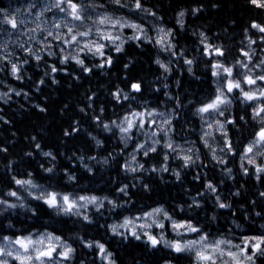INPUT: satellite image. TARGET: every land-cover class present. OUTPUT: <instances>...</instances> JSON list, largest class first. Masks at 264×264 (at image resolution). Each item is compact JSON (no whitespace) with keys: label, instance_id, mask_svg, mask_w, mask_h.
Returning <instances> with one entry per match:
<instances>
[{"label":"trees","instance_id":"obj_1","mask_svg":"<svg viewBox=\"0 0 264 264\" xmlns=\"http://www.w3.org/2000/svg\"><path fill=\"white\" fill-rule=\"evenodd\" d=\"M5 2L0 0V8L5 7ZM93 2L104 4L110 14L136 16L127 13V10L115 8L110 0ZM143 3L162 17L159 21L146 18V27L150 29L156 23L174 29L177 48L183 49L188 58H196L193 74L188 73V66L182 60L177 61L160 52L154 45L141 43L137 46L133 42L125 45L123 53H111L113 67H94L91 74H84L72 63L60 65L57 58L53 57H47L46 62L41 61L39 64L30 60L24 65L23 81L13 78L7 70L0 71V91L5 93L12 89L21 92L20 96H16L13 91L10 96L0 98V148L7 149L6 152L0 151V197L4 192L15 189L12 176L28 178L27 174L31 172L34 182L45 188L107 196L122 204L127 202L125 207L110 211V206L105 202L103 214L91 209L89 214L94 222L86 224L76 217L57 215L21 190L26 208L34 209L36 215L19 208L3 212L0 214V238L4 235L53 232L61 235L76 249L73 264H103L95 251L84 248L77 237L104 243L113 253L116 264H163L166 261L190 264L188 256L177 257L168 249L152 250L141 241H122L112 236L107 226L122 222L125 216L133 217L154 207H163L175 218L192 219L213 236L223 233L235 238L242 234L264 232V228L260 227L264 224V212L262 217L253 215L254 211L264 210V197L259 195L264 191V180L257 182L251 173L243 176L239 167V152L252 134L251 122L245 125L239 120L241 115L248 119L246 105L236 101L226 113V116L231 115L237 121L236 126L227 125L229 137L237 152L236 157H227V165H218L211 159L209 150L199 139L201 121L195 114V108L213 93L215 86L200 56L198 34L204 32L211 43L222 45L226 49L227 59L232 61L238 55V50L247 44L245 29H248L249 36L254 39L257 37L258 34L249 25L252 21L264 23V12L248 5L247 0H143ZM192 8H200L202 11L193 16ZM181 10L186 12L183 29L176 23V16ZM125 35H131V31L125 30ZM259 55L261 53L257 49ZM157 58L166 63L172 61L170 74L159 68L155 63ZM129 61L131 63L126 69L124 65ZM53 63L66 70L55 74L56 83H52V78L45 75V72L50 71L47 65ZM86 63L92 66L97 61L87 57ZM40 79L45 81L43 85L38 83ZM128 81L140 82L143 88V92L137 94V101L133 102L132 108H154L159 112L173 114L176 117L173 119L174 138L197 146L200 159L191 167L182 168V161L172 157L167 162L170 169L181 173L180 181L175 179L171 171H147L151 167L159 169L165 152L162 148L158 149L160 155L150 154L145 158L138 154V162L144 163L146 171L137 173L141 177L139 181L133 179L131 174L122 170L121 165L131 158L135 143L144 139L142 133L137 131L134 140L129 141L125 147L118 130L113 129L112 133H108L93 122V116H99L107 123L119 120L124 115L128 110L126 105L116 104L111 93L118 87L128 91ZM89 96H94V100L89 101ZM177 97L181 104L179 109H176ZM89 104L92 106L88 107ZM40 108L46 110L41 112ZM82 108L83 112L80 111ZM101 108L104 109L102 114ZM73 126L79 127L80 131L64 136V131ZM217 137L220 140L219 135ZM96 140L100 141L99 145ZM36 143L41 145L39 150L35 148ZM28 152L32 156H27ZM44 152H51L56 159L53 161L45 157ZM105 159L108 160L107 164L98 162ZM41 165L44 168L54 166V173L44 172ZM88 167L92 168V173L87 171ZM228 167L232 168L231 179L225 171ZM66 172L75 175V182L68 180ZM207 182L218 188L217 194L223 201L231 203V209L216 207L214 197L204 187ZM123 183L130 186L127 197L117 192ZM132 184H136V187H131ZM142 184L148 185L147 191ZM237 191L240 195H233ZM200 193L205 195L201 196ZM194 199L201 203L200 208L189 207ZM251 201H256L255 205ZM246 214L248 219H245ZM213 215L217 217L214 223L210 219ZM167 236L171 238L172 234L169 232Z\"/></svg>","mask_w":264,"mask_h":264},{"label":"snow or ice","instance_id":"obj_2","mask_svg":"<svg viewBox=\"0 0 264 264\" xmlns=\"http://www.w3.org/2000/svg\"><path fill=\"white\" fill-rule=\"evenodd\" d=\"M110 3L117 9L136 14L135 18L131 15L97 12V8H104L105 5L96 4L93 0L89 2L46 0L34 19L31 17V11L28 15H18L21 11L19 8L14 10L15 14L4 12L0 17V36L7 38L0 42V64L3 65L0 71L7 70L13 78L23 81L24 65H27L30 60L39 64L41 61L46 62L47 57L55 56L60 65L72 63L84 74H91L94 67L99 69L113 67L111 53L121 54L125 50V45L133 42L137 46L141 43L154 45L160 52L177 61L182 60L183 64L188 66V73L193 74L196 58H188L183 49L177 48L173 29L153 23L151 30L155 32V35L149 34L146 18L150 17L154 21L162 20L156 11L146 7L143 0H110ZM247 3L264 12V0H247ZM36 6L35 3H31L28 8L34 9ZM200 11L202 9L192 8L191 14L195 16ZM46 12L54 13L50 22L42 19ZM185 16L186 12L183 10L176 16V23L181 29L184 28ZM32 24H35V27H31ZM249 27L258 35L254 39L248 35V29H245L247 44L238 50V55L232 61L227 59L226 49L222 45L211 43L204 32L198 34L201 45L200 56L215 86L213 93L195 108V114L201 121L202 130L199 139L209 150L211 159L218 165H227V157L237 156L227 125L236 126L237 121L231 115L226 116V113L236 101L246 105L248 119L241 115L239 120L245 125L251 122L252 134L239 152V167L243 176H249L251 173L255 180L260 182L264 180V23L252 21ZM125 30H130L131 35H125ZM13 35L17 37L16 40L11 39ZM20 37L27 39L22 40ZM254 45L256 47H253ZM257 49L261 53L259 56H257ZM87 57H92L97 63L88 66ZM130 63L131 61L124 67L127 69ZM155 63L164 73H171V60L165 63L157 58ZM47 67L50 71L45 72V75L52 78V83L57 82L55 74L58 71H66L58 68L56 63L48 64ZM38 83L43 85L45 81L40 79ZM126 87L128 91L118 87L111 93L116 104L126 105L128 110L124 115L119 120H111L107 123L99 116H93V122L108 133H112L113 129L118 130L119 138L125 147L129 141L134 140L137 131L142 133L144 139L135 143L131 158L121 165L122 170L131 174L133 179L139 181L141 177L137 173L142 174L146 171L144 163L138 162V154L145 158L150 154L160 155L158 149L162 148L165 152L159 169L151 167L147 171L150 173L171 171L175 179L180 181L181 173L169 168L167 163L169 158L180 160L182 168H189L200 159L196 154L198 150L191 146L184 148L174 143L170 135L174 132L173 119L176 117L173 114L159 112L154 108L141 110L132 108L133 102L137 101V94L143 92L140 82L128 81ZM165 87L168 86L165 85ZM156 90L159 91V89ZM13 91L15 90L10 89L9 92L0 93V98L10 96ZM15 95L20 96L21 92L15 91ZM24 95L27 96V93ZM88 99L92 101L94 96H89ZM91 106V104L88 105V107ZM180 107L177 97L176 109ZM39 110L44 112L46 109ZM80 111L83 112L84 109ZM103 111L104 109L101 108V114ZM222 117L223 120L220 119ZM79 131V127L73 126L70 130L64 131V136H71ZM217 134L220 137L219 141H217ZM32 139L35 141V137ZM92 139L95 140V137ZM162 140L163 143H161ZM96 143L99 145L100 141L96 140ZM35 148L39 150L41 145L36 143ZM0 151L6 152L7 149L0 148ZM26 155L32 156V153L28 152ZM43 155L50 157L53 161L56 159L51 152H44ZM90 159L95 160L96 157H90ZM98 162L107 164L108 160ZM41 168L48 174L54 173V166L44 168L41 165ZM87 171L92 173L93 170L88 167ZM225 171L230 179L233 178L232 168H225ZM65 175L68 176L69 181L75 182V175H68L67 172ZM27 177L17 178L15 175L11 177L15 189L4 192L0 197V214L19 208L36 215L34 209L26 208L21 190L32 200L41 202L57 215L76 217L86 224L94 222L89 214L90 209L102 215L105 202L110 206L108 209L110 211L125 207L127 203H119L107 196L76 194L45 188L34 182L31 172L27 174ZM129 187V184L123 183L118 187L117 192L127 197ZM131 187H136V184H132ZM142 187L145 191L148 190L147 184H142ZM204 187L214 197L217 208L231 209V203L221 199L217 194L218 188L213 183L207 182ZM200 195L204 196L205 193ZM233 195L239 196L240 192L237 191ZM259 195L264 197V191H261ZM251 203L255 205L256 201ZM201 206V203L195 199L189 205L190 208L197 209ZM180 211L183 212L184 209L181 208ZM262 212L264 210L254 211L253 215L262 217ZM210 219L214 223L217 217L213 215ZM245 219H248L247 214ZM9 227L12 225L9 224ZM107 227L112 236L122 241H129V239L141 241L152 250L168 249L177 257L188 256L190 264H264V232L252 235L242 234L235 238H230L223 233L213 236L192 219L175 218L163 207H154L133 217L125 216L122 222L113 223ZM260 227L264 228V224ZM228 231L232 232L231 229ZM169 232L172 237L166 238ZM77 240L84 248L95 251L103 264H116L113 253L104 243L98 240H85L83 237H77ZM75 253L76 249L72 244L53 232L4 235L0 238V264H73ZM166 264L171 262L167 261Z\"/></svg>","mask_w":264,"mask_h":264},{"label":"rangeland","instance_id":"obj_3","mask_svg":"<svg viewBox=\"0 0 264 264\" xmlns=\"http://www.w3.org/2000/svg\"><path fill=\"white\" fill-rule=\"evenodd\" d=\"M46 2V0H6L5 2V9L2 10L0 12V17H2L3 13L4 12H8L10 14H15V9L19 8L21 11L18 15H28L29 11H31V17L34 19V17L36 16L37 13L40 12L41 8L43 7L44 3ZM31 3H35L37 6L34 8V9H29L28 8V5L31 4ZM97 12H107L105 10V8H97L96 10ZM54 13L53 12H46L44 13L42 19H47L49 22L51 21L52 17H53ZM31 27H35V24H32L30 25ZM149 34L154 36L155 35V32H153L151 30V28L149 29ZM7 37H4V36H0V42H2L4 39H6ZM12 40H16L17 37L15 35H13L11 37ZM20 39H27L26 37H20ZM31 43V42H29ZM11 47V45H10ZM34 47H36L34 45ZM19 54V53H18ZM23 58V57H22ZM53 58H56L55 56H53ZM163 62L166 63L165 60H163ZM2 65V64H0ZM0 93H2L0 91ZM221 120H223L222 118H220ZM159 122V121H158ZM171 135V138L172 140L174 141L175 144L177 145H180L184 148H187L189 146L193 147L194 149H198L197 146L191 142H178L175 138H174V135L173 133L170 134ZM218 137H217V141H218ZM164 142V141H163ZM197 155H199V152L196 153ZM91 210V209H90ZM89 210V211H90ZM166 238H168V236H166Z\"/></svg>","mask_w":264,"mask_h":264},{"label":"bare ground","instance_id":"obj_4","mask_svg":"<svg viewBox=\"0 0 264 264\" xmlns=\"http://www.w3.org/2000/svg\"><path fill=\"white\" fill-rule=\"evenodd\" d=\"M229 58V57H228Z\"/></svg>","mask_w":264,"mask_h":264}]
</instances>
